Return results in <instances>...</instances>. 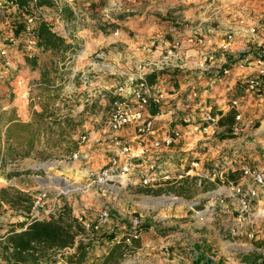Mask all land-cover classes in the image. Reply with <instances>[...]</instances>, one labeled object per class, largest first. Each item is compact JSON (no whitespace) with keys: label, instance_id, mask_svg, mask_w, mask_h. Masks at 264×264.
<instances>
[{"label":"crops","instance_id":"crops-1","mask_svg":"<svg viewBox=\"0 0 264 264\" xmlns=\"http://www.w3.org/2000/svg\"><path fill=\"white\" fill-rule=\"evenodd\" d=\"M53 1L59 9H71L72 6L85 8L90 3H96L99 0ZM135 1L145 8L137 11L127 22H119L117 25L118 29L109 35L87 26L89 24L85 27L77 26L74 23L72 25H66L62 22L58 25L52 24L58 26L56 27L57 34L71 45L73 50V53L68 56L69 61L64 65L66 67L71 64L69 68L70 81H79L81 74H89V80L86 84L79 83L78 89L74 86L73 88L77 91L83 90L87 98L91 97L90 101L92 104L90 106L94 104L101 106L98 114L96 112L90 114L94 123L86 126V132H82L77 139V142L82 137L86 140L84 144L77 143L76 152L79 155L73 161L76 163L77 169L82 165H86L85 169L83 168L82 170V174L86 175L92 171L89 169L91 164L93 166V163L97 162L99 163V169H101L110 159L116 157V152L110 147V144L102 146L101 151L97 150L100 133L104 129L105 114L103 111L109 104L107 100L110 101L111 99L110 95L114 89V84L118 81L136 84L142 74L149 73L146 66L155 61L170 43L178 40L187 49L186 55L191 60L190 64H192L193 60L201 61V56L198 52H206L208 54L207 62L213 68V73L204 74L195 69L183 72L168 71L160 74L158 80L154 79L152 81L151 84L155 83L158 85L159 91L163 94L165 100L163 107L159 109L150 108L148 111V117L153 124V132L146 136L144 145L149 147L153 140L166 138L170 135L171 130L179 125L182 127L184 134L177 140L171 150L159 153L157 164L159 171H176L181 168L189 156H192L197 159L200 166L196 172L206 175L216 172L221 175L222 179H225L233 172L239 171L241 175L237 185L244 190L249 188L243 182L242 170L244 168L262 169L260 168V163L258 164L257 162L255 165L252 160L253 154L249 150V147L253 146L251 142L244 141V138L242 140L235 139L233 142L232 140L216 142L217 138L213 136L219 135V133L223 135L228 128L231 134L237 136L238 131L242 130L240 128H247V121L253 112L251 104L256 98H261L264 101V93L262 96L252 97L244 103L245 99L241 97L242 93L239 92L240 84H238L237 78L233 75L223 77L217 73L219 71L216 69L228 63L243 49L247 47L254 48L260 42H264V33H261L255 39L245 35L244 28L249 21H245L243 27L237 25L238 20H245L250 15L256 16L264 23V0H148V3L144 0ZM143 1L144 3L142 4ZM53 16L58 19L56 14ZM229 29H235L236 32L240 31L233 35L228 49H224L225 36ZM115 33L117 34L115 35ZM192 34L200 36L204 43L202 45L188 43L187 39ZM27 42L26 49L28 51L25 57H36L37 68L35 70L29 68L23 58L20 63L19 57H8L9 69L7 72L9 76L5 74L2 79L0 77V114L11 112L16 120L19 119L23 123L31 122L32 113L27 109L28 102L19 97L20 89L17 87L16 81L19 79L32 82L37 79L38 81L41 78L47 60H49V54L43 53L40 46L31 36ZM95 54H101L102 60H95ZM45 56L46 58L42 59ZM18 63L21 64V68L24 70L17 71ZM150 75L153 74L148 76ZM100 95H106V98H102ZM231 95L241 97L242 105L237 111L230 109L227 105V99ZM170 102L172 103L171 105L169 104ZM34 109L36 112H41L39 107L34 106ZM230 110L234 111L236 115H240L238 121L234 118L231 127L213 126L204 133L191 131L192 127L202 125L201 120L206 112L209 111L215 114L220 120L225 119ZM77 112L73 114L76 116ZM85 113L88 114V112ZM5 127V125H0L1 146L4 141L3 133ZM79 132L77 130L73 131L75 134L73 137L77 136ZM120 136L124 141H132L135 134L131 128L127 127L120 133ZM142 161L148 163L154 161V159L147 156ZM78 173H81V171H78ZM164 185L156 189L162 188ZM218 186L215 185L214 189L205 192L202 196L211 191H213L212 194L221 193V188L216 189ZM21 192L30 195L28 189L26 191L21 190ZM232 200L236 209L234 210L237 211L236 200L235 198H232ZM232 200H229L230 204ZM179 203L180 206L183 205L180 200ZM179 203L175 204L179 205ZM96 205L99 207L98 204ZM262 207L263 194L260 193L256 199L249 201L246 215L247 222L240 226L241 234L247 233L246 236L249 234V237H253L256 234L254 235L255 237H261L264 240V229L259 232L260 226L257 225L260 222L264 226V221L258 219L255 222L251 219V217L258 215ZM2 208L7 211L11 210L6 205H3ZM87 210L88 214L86 215L76 213V219L82 224L93 221L97 211L93 206L88 207ZM253 225L257 227L254 231H251ZM236 227L239 228V225L236 224ZM112 229L114 228L106 225L103 227V233L106 235ZM175 241L178 242V246L171 240L166 241V243H164V240L144 241L143 244L149 246L140 257H136L137 261L139 264H192L177 255L180 252L179 250H172V245L180 246L181 242L179 239ZM163 243L170 246L171 254L168 257H164L157 250L151 251L152 248H158ZM41 264L46 263L42 262Z\"/></svg>","mask_w":264,"mask_h":264},{"label":"rangeland","instance_id":"rangeland-1","mask_svg":"<svg viewBox=\"0 0 264 264\" xmlns=\"http://www.w3.org/2000/svg\"><path fill=\"white\" fill-rule=\"evenodd\" d=\"M144 1L148 3V0ZM106 3L104 10L93 19L83 12L84 17L80 26L85 27L89 24L87 26L109 35L118 29L117 25L119 22H127L137 11L145 8L135 0H107ZM1 4L0 0V8L3 9L4 6ZM7 13H10V10ZM11 13H13V10ZM54 14H56V11H48L44 13V16L47 17V20L50 19L48 22L51 24L55 23L58 25L61 22L53 16ZM8 18L6 17L5 22L0 23V44L6 46L9 57H19L20 63L23 58L25 62V54L28 51L26 49L27 40L30 39V31L34 27L36 20L27 22L26 19L28 17H25L26 25L24 31L15 36L11 29L12 22ZM19 20L22 21L21 19ZM64 23L66 24V21ZM57 25H52V27H58ZM45 58L46 56L42 59ZM3 60L0 57V77L8 74V72L3 71V63L5 61ZM68 61L67 59L62 64L54 60V66L51 67L49 60H47L45 67L48 68V77L44 81L39 78L41 86L32 93L33 101L28 102L27 108L32 113L33 120L36 113L34 106L39 107L41 111H44L47 121L42 122L38 133H35L32 138L35 149L32 157L7 158L5 161H1L0 189L8 188L18 191H26L28 189L30 194H34L43 187V183L52 185V188H54L55 179L66 181L72 189L66 191L67 194L61 198V203L66 210L70 211L71 216L76 219L77 212L88 214V207L93 206L98 210L99 207L96 204L99 205L101 201L100 198L96 197L95 189L87 187L86 176L89 172L85 173L86 175L82 174V170L83 168L85 169L86 165H82L77 169L76 163L68 158L74 153L73 143L77 141L82 132H86V126L94 123L90 114L95 112L98 114L101 106L98 104L88 105L86 99L91 97L87 98L83 90L77 91L73 88L74 86L78 89L79 83L82 84V82L80 79L79 81H70L69 68L71 64L64 66ZM20 63H18L17 71L24 70L21 68ZM49 81L51 82L48 83ZM107 103H110V101L107 100ZM251 105L253 112L247 121V128H240L242 130L238 131L237 136L229 133L228 139H220V133L213 137L217 138L216 142H221V140H232L233 142L235 139L242 140L243 138L244 141L251 142L253 146L249 147V150L253 154L252 160L255 165L257 162L258 164L260 163V168L264 169V101L261 98H256ZM108 109L109 104L103 113L105 114ZM76 111L78 112L75 116L73 113ZM85 112H88V114ZM59 118L61 119L59 120ZM59 124L60 126H58ZM76 130L80 132L73 137L75 135L73 131ZM30 136H32V130H18L14 137V148L23 151L25 147L22 142L23 140H30ZM19 144H22V147ZM43 164H51L52 166L47 169L40 166ZM93 164V166L92 164L90 165L89 169L97 171L99 163L95 162ZM78 171H81V173H78ZM40 180L43 182H40ZM209 183L205 187H208ZM58 185L61 188V185ZM218 188H221V193L212 194L213 191H211L202 196L205 194L202 189H199L198 186L192 187L191 190H187L190 193L187 198H178L183 202V205L180 206V203L177 205L175 202H173V205L171 203L160 204L153 202V199H172L173 195L153 196L140 192L141 189L144 190L143 187L132 186L127 187L125 194L120 200L116 201V204L122 208L121 214L123 215L126 228H128L131 219H136L140 221L141 225L148 227L143 234L145 241L164 240V243H166V241L171 240L178 246V242L175 240L179 239L181 242L180 246L172 245V250H179L180 252L177 255L192 264H264V240L261 237H255L254 235L256 234L253 237H249L250 235L246 236V233L240 234L235 238L230 234V229L236 226L235 219L238 215L232 200V198L234 199L231 191L233 186L220 184L216 189ZM229 200H232L231 204ZM191 203H197V205L192 207ZM258 215L251 217V219L256 222V220L260 219ZM23 218L25 217L22 213L12 209L7 211L1 207L0 238L8 234L14 226L24 223ZM257 225L260 226L259 232L264 229L260 222ZM256 227L253 225L251 231H254ZM121 232L123 230L119 233ZM110 233L111 235H106L105 237L110 239L113 235H116V228L112 229ZM0 262L10 264L8 257L1 251ZM58 264L61 263L58 262Z\"/></svg>","mask_w":264,"mask_h":264},{"label":"built area","instance_id":"built-area-1","mask_svg":"<svg viewBox=\"0 0 264 264\" xmlns=\"http://www.w3.org/2000/svg\"><path fill=\"white\" fill-rule=\"evenodd\" d=\"M39 11L46 19L47 17L44 16V13L48 11L45 9H40ZM70 11L74 24L79 26L84 17L83 7L72 6ZM56 17L60 22H65L60 12H56ZM34 20L35 19L31 18L26 19L27 22H32ZM245 21H249L248 25L244 28L246 36L255 39L259 37L261 33H264V23L256 16L250 15L249 18L245 20H238L237 25L243 27ZM53 31L57 33V28L53 27ZM239 31L240 30L236 32L235 29H229L225 36L224 49H228L233 35L239 33ZM116 34L117 33H115V35ZM187 40L188 43L197 45H202L204 43V40L195 34L190 35ZM186 52L187 49L183 47L182 42L175 40L163 50L155 61L146 66L149 73L142 74L136 84H129L126 81H118L114 84V89L110 95L109 109L104 115V129L102 133H100L99 147L97 150L101 151L102 146L110 144V147L116 152V157L110 159L101 169L91 171L86 176L87 187L95 189L97 194L96 197L100 198L101 202L99 203L98 210L95 212L93 221L82 224L77 220L86 233L79 238L87 239L91 242L87 252V258L92 263H98L103 259L112 246L118 243L121 238L129 250L124 255V261L121 264H139L136 257H140L149 246L143 244L145 241L143 239L145 231H139L140 226H142L140 221L131 219L128 228H126L125 221H123L121 214L122 210L119 205L116 204V201L120 200L125 194L127 187L139 186L156 189L163 184H174L186 178H197L198 186L201 184L202 180H207L211 183L223 180L221 175L216 172L208 175L196 172L200 166L197 159L192 156L186 159L181 168L176 171H159L157 169L159 153L171 150L177 140L183 136V129L179 125L173 128L170 135L166 138L162 140H153L149 147L144 145L146 136L153 132V124L148 117V111L150 108L159 109L163 107V102L165 100L163 94L159 91L158 85L155 83L149 85L146 82V76L153 74L155 75V79L158 80L160 74L168 71L183 72L194 69L204 74L213 73V68L207 62L208 54L206 52H198L201 56V61L197 62L193 60L192 64H190L191 60L186 55ZM0 57L5 60H3V71L7 72L9 69L8 49L1 44ZM94 58L95 60H102V55L95 54ZM104 68L106 67L104 66ZM216 70H218L219 72L217 73L221 74L223 77L233 75L237 78L238 84H240L239 92L242 93L241 97L245 99L244 103L252 97L262 96L264 93V42H260L254 48L247 47L243 49V51L232 60ZM79 79L82 84H86L89 80V74L83 73L80 75ZM16 85L20 89L19 97L29 102L33 101L32 93L41 86V82L39 80L30 82L19 79L16 81ZM100 96L106 98V95ZM241 97L231 95L227 99L228 107L237 111L242 105ZM86 102L88 105L92 104L89 98ZM169 104L171 105L172 103L170 102ZM235 119L238 121L240 115L237 114ZM217 121V116L208 111L203 115L201 120L202 125L192 127L191 131L204 133L207 129L215 126ZM127 127L134 131L135 137L132 141H124L120 136V133ZM85 142V138L82 137L78 141V144H84ZM78 155L79 153L75 151L68 159L74 161L78 158ZM147 156L154 159V161L148 163L143 162L142 160ZM242 176L244 177L243 182L248 185L249 188L244 190L238 185L231 188L232 196L236 199L238 205V210L236 211L238 215L236 216L235 222L239 225V228L234 226L230 229V234L233 237L241 234L240 226L247 222L246 215L248 213L249 201L251 199H256L260 193L263 194V207L258 216L264 221V169L255 170L252 168H244L242 170ZM44 185L34 194H30V211L28 214L22 213L25 217L23 218L24 223L26 224L34 221L57 219L65 207L61 203V198L66 196L67 192L56 186L52 188V185ZM216 186H218V184H216ZM172 199L173 202L179 203L177 197H173ZM191 205L193 207L196 206L197 203H191ZM106 225L116 228L117 231L116 235H113L110 239L105 236L111 235V230H109L106 235L103 233V227ZM20 230L22 229H16L17 232ZM122 230L123 232L119 233ZM135 241L140 243V248H138L135 253L130 254L132 243ZM156 250L164 257H168L171 254L169 246L164 245V243L158 248L151 249V251ZM0 264L3 263L0 262Z\"/></svg>","mask_w":264,"mask_h":264},{"label":"trees","instance_id":"trees-1","mask_svg":"<svg viewBox=\"0 0 264 264\" xmlns=\"http://www.w3.org/2000/svg\"><path fill=\"white\" fill-rule=\"evenodd\" d=\"M106 1L99 0L96 3H90L87 7L83 8V11L93 19L104 10L107 4ZM1 2L4 8H0V23L5 22L6 17H9V21L12 22L11 29L15 36L24 31L26 25L25 17L36 20L34 27L30 31V36L37 42L43 53L49 54L51 67L54 66V60L63 64L68 59V56L73 53L71 45L53 31L52 24L39 11L40 9H45L51 12H60L62 19L72 25L74 21L70 9H58L53 0H1ZM8 10H10V13H7ZM12 10L13 13H11ZM25 63L33 70L38 66L36 57H25ZM47 69V67H44L42 71L41 79L43 81L48 77ZM154 79V75L146 76L148 84H151ZM235 115L236 113L230 110L227 117L218 120L215 126L231 127ZM45 119L43 110L36 112L30 123H23L19 119L16 120L11 112L1 113L0 125L6 126L3 133L4 141L2 146L0 145V157L2 160L5 161L7 158L12 159L15 157H32L35 150L32 138L35 133H38L42 122L47 121ZM21 129L32 130L31 139L27 141L23 140L22 142L25 147L23 151L14 148V137L17 131ZM225 131V134L219 136L220 139L229 138L230 129L228 128ZM15 139L17 140V138ZM77 143V141L73 143V152L77 151ZM22 144H19V146L22 147ZM240 175L239 171H235L222 181L218 180L216 183H211L212 185L209 181L202 180L199 186L197 178H186L174 184L166 183L164 187L157 190L144 188L140 192L153 196L173 195L177 198H187L190 195L187 190L189 191L192 187L196 186L202 189L203 192L214 189L216 184L236 186ZM207 183H209V186L205 187ZM3 205L9 206L16 212L28 214L31 207V197L27 193L15 189L2 188L0 189V208ZM16 228L22 230L17 232ZM146 228L148 229V227L142 225L139 231H145ZM85 234V230L81 224L64 207L57 219L34 221L29 224L21 223L14 226L8 234L0 238V251L8 257L10 264H41L42 262L46 264H58V262L61 264H121L124 261V255L129 250L121 238L98 263L89 262L87 252L91 242L87 239L79 238ZM138 244V241L132 243L130 254L138 250Z\"/></svg>","mask_w":264,"mask_h":264},{"label":"bare ground","instance_id":"bare-ground-1","mask_svg":"<svg viewBox=\"0 0 264 264\" xmlns=\"http://www.w3.org/2000/svg\"><path fill=\"white\" fill-rule=\"evenodd\" d=\"M44 168H47V169H50V167L52 166L51 164H43V165H40ZM40 182H43L42 180H40ZM55 186H57L58 188H60V186L58 184L61 185V189H63L64 191H68V190H71L72 187L70 186V184L66 181H61V180H58V179H55ZM44 185V183L42 184ZM153 202H158L160 204H164V203H167V204H170V203H173V199H166V198H160V199H156L154 200L153 199Z\"/></svg>","mask_w":264,"mask_h":264}]
</instances>
